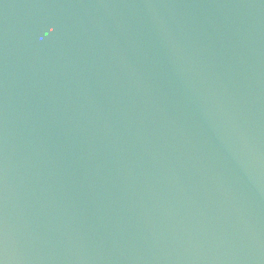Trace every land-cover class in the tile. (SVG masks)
<instances>
[{
  "label": "water",
  "instance_id": "water-1",
  "mask_svg": "<svg viewBox=\"0 0 264 264\" xmlns=\"http://www.w3.org/2000/svg\"><path fill=\"white\" fill-rule=\"evenodd\" d=\"M0 264H264V0H0Z\"/></svg>",
  "mask_w": 264,
  "mask_h": 264
}]
</instances>
